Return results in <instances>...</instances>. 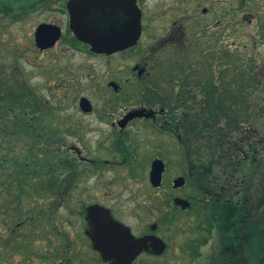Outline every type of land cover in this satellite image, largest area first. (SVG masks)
<instances>
[{"label":"rangeland","instance_id":"obj_1","mask_svg":"<svg viewBox=\"0 0 264 264\" xmlns=\"http://www.w3.org/2000/svg\"><path fill=\"white\" fill-rule=\"evenodd\" d=\"M11 1L15 3L27 0ZM41 4L22 19H15L14 16L0 13V75L4 74L9 81L11 80L10 87L16 85L13 87L15 91L25 90L27 94H30L34 108L38 107L40 111L36 118V115L32 113V108L27 110L28 115L30 114L29 119L34 118V123H27L32 129L33 127L36 129L35 136L30 134V138L20 139L19 136L13 135L8 146L0 142V165H4L5 169L0 172V180L12 174H19L20 171L15 172V161L17 164L27 163L26 174L23 178L21 176L19 178L24 179L27 186L36 187L37 185L40 190L39 194L31 190L24 194L22 211L26 209L30 212L36 206L49 208L56 204V201L52 199L53 191L50 181L47 180L48 171H45V168L54 166L51 158L48 157L52 145L51 140L54 138L53 130L58 127V130L64 131L71 127H79V130L85 131L87 138L80 139L81 141L72 139L70 136L62 137L65 142L64 147L69 149L77 146L89 158L95 157L96 154L102 155V160H104L102 166L105 168L109 167L108 162L115 161L108 152L109 147L112 146L113 137L109 129L103 126L98 119L99 115L110 114L119 117L131 110L139 109L140 106L147 108L160 106L151 102L153 101L151 97L149 103H141L140 92L136 89L139 86L137 87L136 83L126 84L125 81L130 77L131 68L137 63L142 66L148 63L149 69L154 68L153 72L158 73L157 84L160 85L162 95H169L170 88L174 86L171 84L170 77L174 73V68H172L174 62L185 57L188 69L197 71L192 79L194 80L197 76L196 79H203V82L209 83L213 80L212 75L209 74L212 58L213 70H223L221 58L218 57L227 48L232 50L233 60H238L236 63H244L243 68L253 70V73L258 76L256 81L260 82L259 88L264 89V44L262 43L264 41V0H141L144 31L139 45L125 54L106 58L93 56L82 49L73 48L68 44L67 37L62 38L54 48L40 51L35 45L34 38L38 25L41 23L58 24L65 33L69 29L65 11L49 9L48 6L43 7ZM202 51L205 57L202 56ZM192 65H194L193 68H191ZM110 81H116L122 86L119 95L108 86ZM217 81L221 85L225 84V87L227 85L230 91L234 92V84L233 86L232 82L229 84L232 81L231 78H225L224 82L219 79ZM157 84H153V87ZM250 84L257 88L255 82H250ZM252 90L254 88L246 92V95H249L246 101L250 106L245 109L243 119L245 124L241 126L242 131L235 137H246V149L249 144L253 143V150L246 151L248 159L245 173L239 172L235 175L231 188L236 196L235 202L242 200L243 197L248 200L241 204L246 205L250 211L251 232L254 224L260 221L264 226V145L256 144L262 139L259 134L264 132V91H258L252 96L250 95L253 93ZM10 92L9 89V94ZM9 94L8 98H11L12 95ZM126 94L133 96L132 99L129 97V100H125ZM224 95L228 99L231 98L228 90L224 92ZM81 96L88 97L92 101L95 112L91 116H85L79 110L77 99ZM111 99H119V105L111 108L109 101ZM9 109L10 107L8 111ZM13 110L14 108L11 107L10 113L7 112V114L10 120L16 123V120L19 121L16 114H20V111ZM2 114L0 112V115ZM40 116H43V123L38 118ZM129 134L134 138L132 145L135 149L129 164L105 169L102 175L99 174L100 179L97 178L95 181H87L85 178L78 180L73 194L116 195L120 196L121 202L127 201L129 194H135L142 197V201L153 209H157L158 202L156 200L155 203V198L166 194L187 196L195 193L188 186L176 192L171 186L170 189L155 190L149 182V164L151 158L155 157H161L167 161L168 170L164 177L167 184L174 176L186 175L184 152H181L175 141L162 140L164 138L153 134L148 126L140 122L132 125ZM101 136L102 139H100ZM35 137L41 138L37 142L43 141V147L38 152L25 146L27 142L29 146L31 143L36 144ZM100 140L105 142L106 150H103L104 146H102V151L99 149ZM160 145L168 146V148L163 149ZM7 148L10 153L5 150ZM74 156L77 157L76 153ZM42 168L43 172L47 173L45 176H40ZM201 176L202 174L199 175ZM66 178L67 174L63 181ZM98 180L100 183H97ZM111 180L116 182V185L110 184ZM217 183L211 181L212 191L208 193L221 194V187ZM0 191V194L6 196V188L0 186ZM75 204L77 205L78 202ZM65 211V208L60 209L59 218H57L61 224L67 218ZM2 216L0 210V237L6 234L4 224L1 222ZM73 227L72 232L77 236L78 226ZM46 242V237L43 241H33L31 248L34 251L41 249L45 252L48 246ZM23 248L24 246L10 251V261L6 264H42L44 262L42 258V261L38 259L35 261L31 257L24 260ZM0 264L5 263L0 261ZM250 264H255L252 259Z\"/></svg>","mask_w":264,"mask_h":264},{"label":"flooded vegetation","instance_id":"obj_2","mask_svg":"<svg viewBox=\"0 0 264 264\" xmlns=\"http://www.w3.org/2000/svg\"><path fill=\"white\" fill-rule=\"evenodd\" d=\"M70 1L41 0L36 4V9L42 3L43 7L48 6L49 9L55 8L65 11L69 28L68 3ZM125 1L95 0L87 5V9L91 8L87 18H96L92 10L98 9V23L101 25L108 26V24H113V21H115L118 26H124L127 22V17L122 13L127 8ZM137 4L141 9V0H137ZM53 25L59 26L58 24ZM61 29L63 32L62 38L67 37V41L75 38L70 29H67L66 33L62 27ZM143 31L142 28V35ZM139 43L140 41L138 45ZM262 43L264 44V41ZM134 48L114 55L125 54L134 50ZM227 51L230 61H233L232 50L227 49ZM92 55L102 58L114 56ZM153 71L154 68H148V63L143 66L137 63L131 68L130 77L125 82L126 84L136 83L137 87L140 88L136 89L144 93L146 83H150V85L158 83V73L156 74ZM228 72V77H225L224 74L220 75L219 80L221 82H224L225 78L233 79V66L228 67ZM110 82L118 84V89L110 88L119 95L122 86L116 81ZM157 85L160 87L159 84ZM149 87L150 91L156 90L153 86ZM83 97L77 99L79 110L85 116H91L95 112V107L92 101L85 97L89 99L93 106L91 112H85L81 108ZM129 97L132 98L133 96L126 94L125 100H129ZM230 97V99L234 98L233 91H230ZM163 100L166 103H169V101L175 102L174 99L169 97ZM109 101L111 108H115L120 102L119 99ZM157 104L160 105V103ZM142 109L154 114L149 117H130L133 111ZM42 117L38 118L42 121ZM98 119L103 126L109 129L111 137H113L112 146L109 147L108 152L115 161L113 163L108 162L109 167L104 168L102 166L104 160H102V155L98 156L96 154L97 152L95 157L89 158L77 146H72L69 149L64 147L65 142L62 137L70 136L72 139H79V141L87 138V133L79 130V127H71L69 130L64 131L58 130L59 127L57 126L58 128L52 131L54 138L51 140L52 145L48 157L51 158V163L54 166L49 167L45 162L49 167L48 169L45 168V171H49V174L44 173L42 168L40 176L47 174L50 177L49 179L47 177V180L50 181L53 191L52 199L56 201L54 206L49 208L36 206L30 212L26 209L23 210L24 212L21 210L22 200H24L26 192L31 190L35 194L40 193L37 185L36 187L27 186L24 179L19 178L20 176L23 178L26 174L27 163L17 164L16 161L14 162L15 172L20 171L18 175H14L18 179L8 176L6 179L0 180V184L6 188L7 192L6 196L0 194V210L3 215L1 222L4 224L3 228L6 233L0 237V261L6 264L10 261V251L24 246L22 251L24 260L28 257L35 261L44 259L42 264H250L251 259L255 264H264L263 224H261V221L254 224L251 232L252 229L249 225L250 211L246 205L241 204V202H247V198L243 197L242 200L235 202L236 196L233 193L229 197L208 192L204 193V188L199 185L198 180L199 175L202 174L201 164H199V160L194 161L192 158H188V151H191L192 147L185 140L184 132L180 131V127L183 126L182 117L169 115L168 110L160 105L155 108L140 106L139 109L131 110L119 117L100 114ZM136 122L148 126L153 134L164 138L162 140L175 141L181 152H184V164L187 167V173L186 175L174 176L168 184L164 178L168 170L167 161L161 157L151 158L149 164V182L151 186L155 190H166L170 189L171 186L175 192L188 186L195 193L187 196L166 194L155 198V203L156 200L158 202L157 209H153L149 204L142 201V197L135 194H129L128 200L125 202H121L120 196L116 195L73 194V189L78 180L85 178L87 181H95L97 178L100 179L99 174L102 175V171L105 169H113L115 166H127L129 164L135 151L132 145L134 138L129 134V130ZM28 134L30 133L26 131H12L11 133L4 131V136L0 142H2V145L8 146L13 135L19 136L20 139L24 137L28 139L30 138ZM40 135L43 136L41 133ZM259 136L262 139L257 141L256 144L263 146L264 132L260 133ZM35 138L36 142L41 139L40 137ZM100 139H102V136ZM42 142H37V145L31 143L30 146L27 142L28 144L25 143V146L38 152L43 147ZM252 145L253 143L249 144L247 149L245 148V152L247 150L252 151ZM98 146L101 151L102 146H104L103 150H106L105 142L102 140L98 142ZM160 146L163 149L168 148L165 145ZM5 150L8 151V148ZM8 153L10 152L8 151ZM74 153L77 157L74 156ZM246 159H248V155ZM156 160L162 161L165 168L159 187H154L150 178L152 165ZM3 166L0 165V170L5 171ZM65 174H67V178L63 181ZM179 177L186 179L185 185L175 188V180ZM112 180L110 184L116 185V182ZM97 183H100V180ZM13 184L15 189L16 186L20 187L21 193L17 194L16 191L11 190ZM177 198L188 200L190 207L183 208L181 205L176 204L175 200ZM76 202H78L77 205ZM131 202L132 205H130ZM62 208L66 209L67 218L61 224L57 218H59L58 215ZM219 208H226L227 210L220 212L218 211ZM11 211L13 212L11 213ZM75 220L77 221L75 222ZM75 225L78 226L77 236L72 232ZM41 236L46 237L48 246L45 248V252L41 249L34 251L31 248L32 242L43 241L44 238H41Z\"/></svg>","mask_w":264,"mask_h":264},{"label":"trees","instance_id":"obj_3","mask_svg":"<svg viewBox=\"0 0 264 264\" xmlns=\"http://www.w3.org/2000/svg\"><path fill=\"white\" fill-rule=\"evenodd\" d=\"M37 3L36 0L16 1L15 3L11 0H0V13L14 16L15 19H22L25 15L36 10ZM69 44L77 49L82 46L75 38L71 39ZM202 54L205 57L203 51ZM218 58H221L220 62L223 70H213L212 58V65H209V74L212 75L213 80L209 83L203 82V79H196L197 76L193 80L192 76L197 72L196 69H188L189 66H187L185 57L181 60L178 59L172 64L174 73L170 77L171 84L174 86L170 88L169 92L167 91L169 95L164 94L168 96H162L163 93H161L158 85L154 86L156 90L150 91L148 86L153 85L146 83L145 92H140V102L149 103L151 97L153 100L151 102L160 103L162 108L168 110L169 115L182 117L183 126L180 127V131L184 132L185 140L192 147V150L188 151V158L201 161L202 176L198 179L199 185L204 188V193H206L212 191L210 189L211 181L212 183L218 182L217 184L221 187V194H219L229 197L232 194V180L239 172L245 173L247 163V153H244L246 137H235L242 131L241 126L245 124L243 120L245 109L250 106L246 101L249 98L246 92L248 89L254 88L253 93L250 94L253 96L256 92L264 91V89L259 88L260 82L259 80L256 81L258 76L253 73V70L243 68L244 63H236L238 60L230 61L227 49ZM229 66H233V79L229 82V84L232 82V86L234 84L233 99H228L224 95L227 90L230 92L227 85L225 87V84L220 85L217 81L221 74H229ZM193 67L194 65L191 68ZM10 81L6 75H0V112L3 113L0 115V123H2V125L0 124V137L4 136V131L10 133L12 131H26L35 136L36 129L34 127L32 129L27 123H34V118L29 119L30 114L28 115L27 110L32 108L34 110H32V113L38 116L37 113H40L39 108H34L31 102L32 96L27 94L25 90L15 91L13 87L16 85L10 87ZM250 82H255L257 88L251 86ZM9 89L11 94H9ZM8 94L12 97L8 98ZM14 95L15 97H13ZM221 95L224 96L220 97ZM167 97L174 99L175 102L169 101V103H166L163 99ZM238 100L243 101L244 104ZM8 107L10 109L13 107V111H20V114H16L19 120H16V123L10 120V116L7 114V112L10 113ZM11 177L18 179L14 174ZM0 186L3 187L2 184ZM11 187V190L16 191L17 194L21 193L19 186H16L15 189L13 184ZM226 210V208L218 209L220 212Z\"/></svg>","mask_w":264,"mask_h":264},{"label":"water","instance_id":"obj_4","mask_svg":"<svg viewBox=\"0 0 264 264\" xmlns=\"http://www.w3.org/2000/svg\"><path fill=\"white\" fill-rule=\"evenodd\" d=\"M95 0H71L68 3V11L70 14V29L76 38L90 46L92 53L97 55H113L118 52L136 46L142 36V10L137 4V0H126L127 8L123 10L127 17V22L124 26H118L113 21V24L101 25L98 23V9L92 10L96 18L88 19L89 10L87 5L93 3ZM124 3V2H123ZM105 19V18H104ZM126 28V29H125ZM36 47L45 51L53 48L62 37V29L53 24L42 23L35 31ZM109 87L118 89V84L110 82ZM81 108L85 112H91L93 106L89 99L83 97L81 99ZM154 113L142 109L133 111L130 117L135 116H151ZM123 125H125L123 123ZM164 163L160 160L154 161L152 171L150 174L151 183L154 187H159L162 182V175L164 172ZM186 179L179 177L175 180V188L185 185ZM175 203L181 205L183 208H189L190 202L186 199L177 198Z\"/></svg>","mask_w":264,"mask_h":264}]
</instances>
